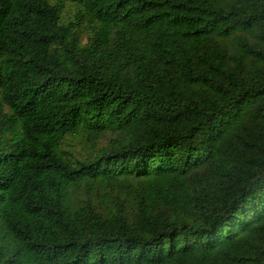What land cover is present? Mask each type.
I'll return each mask as SVG.
<instances>
[{"label":"trees","instance_id":"trees-1","mask_svg":"<svg viewBox=\"0 0 264 264\" xmlns=\"http://www.w3.org/2000/svg\"><path fill=\"white\" fill-rule=\"evenodd\" d=\"M0 264H264V0H0Z\"/></svg>","mask_w":264,"mask_h":264}]
</instances>
